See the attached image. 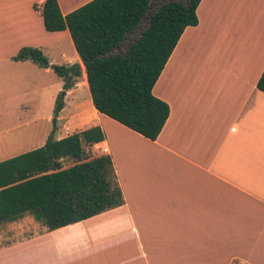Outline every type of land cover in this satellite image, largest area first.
<instances>
[{
    "label": "crops",
    "instance_id": "obj_1",
    "mask_svg": "<svg viewBox=\"0 0 264 264\" xmlns=\"http://www.w3.org/2000/svg\"><path fill=\"white\" fill-rule=\"evenodd\" d=\"M43 1H28L26 14L0 27L1 38L25 37L10 58L23 45L46 55L56 36H70L68 29L44 28ZM87 1L58 3L66 14ZM196 13L198 23L184 29L153 86L170 109L156 139L94 107L84 64L83 80L72 85L83 101L56 117L73 132L102 128L104 139L90 151L111 156L123 204L53 230L29 213L2 222L0 235L17 236L0 238V264H264V92L256 85L264 69V0H200ZM254 32L259 49L249 65H230ZM211 59L218 65H206ZM12 61L0 64V77L25 81L22 94L38 103L45 79L56 73ZM31 107L27 100L20 108Z\"/></svg>",
    "mask_w": 264,
    "mask_h": 264
},
{
    "label": "trees",
    "instance_id": "obj_2",
    "mask_svg": "<svg viewBox=\"0 0 264 264\" xmlns=\"http://www.w3.org/2000/svg\"><path fill=\"white\" fill-rule=\"evenodd\" d=\"M153 0H89L63 14L58 0H44L41 15L48 31L68 29L85 66L94 107L149 139H156L169 115V105L153 93L167 59L184 29L198 23L200 0H168L150 15L148 25L123 52L118 49L146 16ZM12 60H30L51 67L73 85L78 63H49L41 48L23 45ZM264 92V69L257 80ZM65 101L58 96L57 116ZM104 139L99 125L62 138L50 136L37 148L0 161V223L31 214L53 230L123 204L111 156L93 155L91 147ZM66 158L76 162L64 166ZM232 264H243L234 260Z\"/></svg>",
    "mask_w": 264,
    "mask_h": 264
},
{
    "label": "rangeland",
    "instance_id": "obj_3",
    "mask_svg": "<svg viewBox=\"0 0 264 264\" xmlns=\"http://www.w3.org/2000/svg\"><path fill=\"white\" fill-rule=\"evenodd\" d=\"M28 1L30 0H0V27L4 24L5 19H14V15H24L27 13ZM168 0H153L146 16L141 20L138 27L131 33H128L121 46L116 49L117 52H123L131 40L140 35L143 29L148 25L151 13L162 3ZM63 8V0H61ZM37 9V4L34 5ZM2 11V13H1ZM255 32L251 35L252 43H248L243 51H240L236 59L231 61L230 65H249V61L257 49H255ZM6 38V39H5ZM25 40L24 36L19 33L8 32L6 37H0V55L5 59L0 63L1 65H14L9 57L11 53L15 52V47L20 41ZM6 42V43H5ZM261 48V47H260ZM253 49V50H252ZM262 55L264 53L261 52ZM260 53V55H261ZM259 55V56H260ZM46 56L55 64L79 63L81 65V74L79 76H72L69 81L73 82V86H78V82L83 80L84 66L79 58L76 56L75 48L70 36H56L54 43L47 49ZM211 59L206 65H218ZM9 63V64H8ZM255 64V63H254ZM32 65V64H29ZM53 81L45 79L46 84L43 85L41 90L43 99L37 103L32 101V95H23L22 92L27 88V83L18 82L16 79L9 80L2 75L0 77V161L12 156L21 154L31 149L43 145V140L52 136L53 132V119L60 115L74 113L76 105L83 101L85 94L82 89H75L71 87V94L63 95V78L57 75L53 76ZM60 87L59 90L55 88ZM54 94V96H53ZM60 96L63 97L66 105L62 113L59 112L57 116L52 115L55 100ZM87 96V93H86ZM29 100L32 106L29 109H21V104ZM60 122V123H59ZM58 129L62 134L71 133L74 127L66 122V118L62 117L56 121L55 130ZM76 162L73 158H66L63 165L69 166ZM31 217L30 214H28ZM1 226V225H0ZM19 233V232H18ZM21 235V233H19ZM18 234V235H19ZM17 236L16 231L10 233H2L0 238H9Z\"/></svg>",
    "mask_w": 264,
    "mask_h": 264
},
{
    "label": "water",
    "instance_id": "obj_4",
    "mask_svg": "<svg viewBox=\"0 0 264 264\" xmlns=\"http://www.w3.org/2000/svg\"><path fill=\"white\" fill-rule=\"evenodd\" d=\"M78 69H80L79 67H78ZM71 78V76L69 77V79ZM63 95L65 94V90H63V93H62ZM56 121H57V118H54L53 119V132L55 131V125H56Z\"/></svg>",
    "mask_w": 264,
    "mask_h": 264
},
{
    "label": "built area",
    "instance_id": "obj_5",
    "mask_svg": "<svg viewBox=\"0 0 264 264\" xmlns=\"http://www.w3.org/2000/svg\"><path fill=\"white\" fill-rule=\"evenodd\" d=\"M68 134H70V133H67V135H68ZM102 150H103V152H105V151H106V148H102ZM102 154H103V153H102Z\"/></svg>",
    "mask_w": 264,
    "mask_h": 264
}]
</instances>
